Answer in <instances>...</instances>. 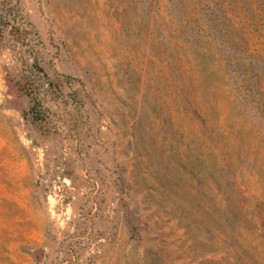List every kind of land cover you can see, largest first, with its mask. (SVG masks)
I'll list each match as a JSON object with an SVG mask.
<instances>
[{"label": "rangeland", "instance_id": "1", "mask_svg": "<svg viewBox=\"0 0 264 264\" xmlns=\"http://www.w3.org/2000/svg\"><path fill=\"white\" fill-rule=\"evenodd\" d=\"M0 264H264V0H0Z\"/></svg>", "mask_w": 264, "mask_h": 264}, {"label": "trees", "instance_id": "2", "mask_svg": "<svg viewBox=\"0 0 264 264\" xmlns=\"http://www.w3.org/2000/svg\"><path fill=\"white\" fill-rule=\"evenodd\" d=\"M51 85V83H49ZM36 118V117H35Z\"/></svg>", "mask_w": 264, "mask_h": 264}]
</instances>
